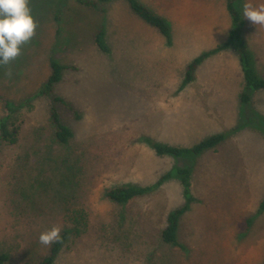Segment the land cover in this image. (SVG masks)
<instances>
[{"label": "rangeland", "instance_id": "1", "mask_svg": "<svg viewBox=\"0 0 264 264\" xmlns=\"http://www.w3.org/2000/svg\"><path fill=\"white\" fill-rule=\"evenodd\" d=\"M85 1L97 8L29 0L35 35L0 64V119L5 99L22 105L10 119L18 142L0 140V252L10 254L7 264H38L53 242L41 243V233L73 228L68 207L83 209L88 225L54 264H264V90L246 87L239 52L243 45L264 78V24L243 15L245 4L260 8L264 0H242L234 39L229 0H139L169 21L171 45L128 0ZM102 28L108 53L96 43ZM224 44L230 47L207 58L180 89L188 65ZM52 58L67 69L52 96L36 98ZM55 97L64 100L56 106L74 134L68 149L52 139ZM216 134L227 145L199 156H158L145 142L192 148ZM69 167L81 190L75 187L67 207L48 184L63 182ZM178 168L192 170L190 199ZM115 185L155 188L121 206L105 195ZM184 208L179 245L166 244L169 216Z\"/></svg>", "mask_w": 264, "mask_h": 264}, {"label": "trees", "instance_id": "2", "mask_svg": "<svg viewBox=\"0 0 264 264\" xmlns=\"http://www.w3.org/2000/svg\"><path fill=\"white\" fill-rule=\"evenodd\" d=\"M102 2H110L112 0H100ZM79 2L87 7L97 8V2L93 1H85L79 0ZM129 5L139 18H141L146 24L151 26L152 28L156 29L160 35L165 39L168 45L172 44V27L169 21L157 14L156 12L152 11L149 7L144 5L139 0H128ZM241 2L242 0H229L227 3V9L229 14L234 23V30H232L230 38H238V33L241 30V22H242V14H241ZM96 43L97 46L105 53L109 52V47L106 43V31L104 28L100 30V32L96 36ZM229 44H224L222 46H218L217 48L209 51L204 52L197 58H195L187 68L186 78L182 82L180 89H184L186 86L191 84L196 80V72L200 65L212 55L220 53L221 51L229 48ZM239 52H240V61L242 66V73L243 78L245 81V85L248 89H258L264 90V78H261L257 73L254 59L252 54L243 46L239 45ZM51 66V74L47 81L42 85L38 95L36 98L41 96H52L55 91V86L61 82L63 78L64 71L67 69L65 66L61 65L55 59L50 60ZM242 99L244 102H249L250 97L247 94H242ZM62 103L64 104V100L60 97L53 98V105L50 108V121L53 127V141L61 147L69 148L74 134L72 130L65 124L62 123L59 111L57 109V104ZM5 109L7 112V116L0 119V140L9 144H16L19 140L20 131L18 128L13 127L10 122V119L20 113L22 105H16L14 102L5 99L4 100ZM37 137V141L41 140L42 138L39 136ZM226 136L224 134H216L213 136L208 137L207 139L203 140L196 146L192 148H180V147H173L163 143H158L152 139L147 138L145 142L148 146L151 147L155 151L158 156L164 155H174L176 157H180L186 154H194L195 156L202 155L206 151L216 149L224 140ZM67 162V161H66ZM69 162V161H68ZM72 167L67 168L66 178L64 181L55 183V181L48 184L49 191H52L60 197V202L64 205L71 206L76 196L73 193L75 187L78 190H81V184L76 183L75 173H72ZM191 169L189 168H178L175 174H178L183 179V186L185 188V192L190 199V189H191ZM173 173V172H172ZM169 173L161 178L158 185L162 183L163 180L169 178L173 174ZM55 183V184H54ZM62 183V184H61ZM157 185V186H158ZM155 187H143V186H136V185H115L107 188L105 190L106 197L113 203L118 205H126L134 198L140 197L145 195L146 193L152 191ZM67 189L71 196H68V199H64L65 194L63 195L62 192ZM77 192V191H76ZM75 192V193H76ZM67 193V192H66ZM60 194V195H59ZM63 195V197H62ZM186 209H178L173 212L168 219V225L162 232V239L166 244L176 245L178 246V228H179V220L180 217L185 213ZM264 211V201L261 204L260 212ZM67 219L70 221L73 228L66 227L60 231L56 239L53 240L49 253L44 256L38 264H54L57 257L60 255L62 250L68 244V242L73 237H81L83 233L87 229L88 225V214L83 210H74L70 211L69 207L65 210ZM11 259V256L7 252H0V264H7Z\"/></svg>", "mask_w": 264, "mask_h": 264}, {"label": "clouds", "instance_id": "3", "mask_svg": "<svg viewBox=\"0 0 264 264\" xmlns=\"http://www.w3.org/2000/svg\"><path fill=\"white\" fill-rule=\"evenodd\" d=\"M243 15L255 25L264 24V7L245 4ZM36 27L29 0H0V64L9 63L20 54L21 46L35 35ZM57 236L58 230L53 228L41 233L40 241L49 244Z\"/></svg>", "mask_w": 264, "mask_h": 264}, {"label": "crops", "instance_id": "4", "mask_svg": "<svg viewBox=\"0 0 264 264\" xmlns=\"http://www.w3.org/2000/svg\"><path fill=\"white\" fill-rule=\"evenodd\" d=\"M227 145V142H223L220 146L222 147V145ZM224 147V146H223ZM231 156H235L234 154H230Z\"/></svg>", "mask_w": 264, "mask_h": 264}]
</instances>
